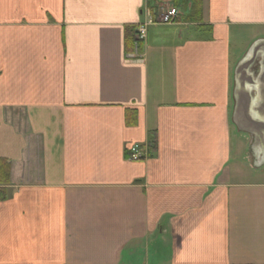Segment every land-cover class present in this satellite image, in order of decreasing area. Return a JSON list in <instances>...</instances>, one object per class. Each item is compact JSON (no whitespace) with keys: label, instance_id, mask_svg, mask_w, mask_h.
Listing matches in <instances>:
<instances>
[{"label":"crops","instance_id":"crops-1","mask_svg":"<svg viewBox=\"0 0 264 264\" xmlns=\"http://www.w3.org/2000/svg\"><path fill=\"white\" fill-rule=\"evenodd\" d=\"M165 1L0 0V264H264V142L233 118L264 0H202L137 51Z\"/></svg>","mask_w":264,"mask_h":264},{"label":"water","instance_id":"water-1","mask_svg":"<svg viewBox=\"0 0 264 264\" xmlns=\"http://www.w3.org/2000/svg\"><path fill=\"white\" fill-rule=\"evenodd\" d=\"M263 44L264 41L255 42L246 54V56H250V58L246 59V56L242 58L235 70V74L238 73L241 78L247 79L249 83L247 85L241 83L240 88L238 87L239 82L237 83L235 91L238 92V95L233 118L235 124L240 127L241 131L250 134L252 138V145L264 142V112L261 113L258 109H256L255 105H252L260 102L262 103V101H264V86H262L263 82L258 83V81L251 79L249 76L251 72H248V70L250 68H254L252 63H254L256 57L258 56L256 55V50ZM253 70H258L256 76H259V71H261L260 65L257 69H252V71ZM251 92H254V94ZM259 96H262V99H258ZM259 166L261 165H258L257 167Z\"/></svg>","mask_w":264,"mask_h":264},{"label":"rangeland","instance_id":"rangeland-1","mask_svg":"<svg viewBox=\"0 0 264 264\" xmlns=\"http://www.w3.org/2000/svg\"><path fill=\"white\" fill-rule=\"evenodd\" d=\"M168 2V1H167ZM166 2H164V4H163V6L165 7L166 6V4H165ZM170 3H171V5L173 6V7H175L176 8V10H177V12L179 13L180 11H185V10H190V8H191V4L190 3H188V4H185L186 2H175L174 0H171L170 1ZM158 24H163V23H158ZM251 36H245L244 38H245V40H241L240 41V44L238 45L239 46V53H240V56H239V58L240 57H245L246 56V54H247V52L251 49V47L254 45V43L255 42H257V41H264V28H255L254 30H252L251 31ZM244 44H248V46H247V48L245 49V50H243V47H245L244 46ZM264 47H263V45H261L259 48H258V50H257V53H259L262 49H263ZM237 50H238V48H236L234 51L235 52H237ZM233 78H234V81H235V78H238V82L239 81H242L241 79V77H240V75L238 74V73H236L235 74V70H234V72H233ZM240 77V78H239ZM246 81V80H245ZM247 85V84H246ZM249 164L251 165V161L249 162ZM253 165V164H252Z\"/></svg>","mask_w":264,"mask_h":264},{"label":"built area","instance_id":"built-area-1","mask_svg":"<svg viewBox=\"0 0 264 264\" xmlns=\"http://www.w3.org/2000/svg\"><path fill=\"white\" fill-rule=\"evenodd\" d=\"M177 12L175 8L165 6L160 8V14H159V21L163 23H170L174 20L176 17ZM146 23L139 25L137 28L136 34H135V40L136 42L141 41L145 37L146 33ZM130 152V159L131 160H139L141 158H144L146 156V151L139 148L138 145H134L131 147Z\"/></svg>","mask_w":264,"mask_h":264},{"label":"trees","instance_id":"trees-1","mask_svg":"<svg viewBox=\"0 0 264 264\" xmlns=\"http://www.w3.org/2000/svg\"><path fill=\"white\" fill-rule=\"evenodd\" d=\"M174 1L176 3L186 2L185 4H188V3L191 4L189 14L187 15L188 20L196 22L200 19L201 17L200 10H201L202 0H174ZM129 41L134 42V29H132L131 35L129 36Z\"/></svg>","mask_w":264,"mask_h":264},{"label":"flooded vegetation","instance_id":"flooded-vegetation-1","mask_svg":"<svg viewBox=\"0 0 264 264\" xmlns=\"http://www.w3.org/2000/svg\"><path fill=\"white\" fill-rule=\"evenodd\" d=\"M262 51V54H261V58L262 59H259L258 61H257V63L260 65V67H261V71H259V75H262V76H264V48L261 50ZM259 65L258 66H254V68H252V69H257L258 67H259ZM252 66V65H251ZM251 69V68H250ZM258 70H256L255 71V73H256V75H257V72Z\"/></svg>","mask_w":264,"mask_h":264}]
</instances>
